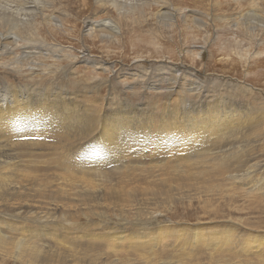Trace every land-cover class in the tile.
Listing matches in <instances>:
<instances>
[{
    "label": "rangeland",
    "instance_id": "374dc122",
    "mask_svg": "<svg viewBox=\"0 0 264 264\" xmlns=\"http://www.w3.org/2000/svg\"><path fill=\"white\" fill-rule=\"evenodd\" d=\"M118 1L0 0V102L71 96L69 106L95 108L86 117L112 123L119 113L143 130L151 118L167 129L173 108L264 113V0ZM246 129L235 145L256 155L249 175L189 156L184 171L201 174L181 182L187 173L174 169L186 156H134L93 173L92 189L61 163L95 145L70 135L18 145L0 160L18 163L28 191L0 201V264H264V136Z\"/></svg>",
    "mask_w": 264,
    "mask_h": 264
},
{
    "label": "bare ground",
    "instance_id": "6f19581e",
    "mask_svg": "<svg viewBox=\"0 0 264 264\" xmlns=\"http://www.w3.org/2000/svg\"><path fill=\"white\" fill-rule=\"evenodd\" d=\"M111 1H113L114 3L116 2V0ZM123 3H119L118 1V3L115 4H119L122 6L126 5L125 3ZM10 13L15 14V18L16 16L18 17L19 14H21L13 12L11 10ZM10 17L8 19H10ZM91 26L95 28L96 24L91 23ZM97 27L102 31L103 29L113 28V26L109 23H101ZM59 94L60 93H58L57 95ZM49 95L50 94H33L31 92L21 93L20 96H12L9 102H7V100L5 99L3 100V102H0V156H18L17 152H15L18 145L29 143L35 140L43 141L44 139H47L49 137L62 141L65 139V141H63V143L65 144L67 135H70L71 138L69 142L71 144L74 143V145H76L77 141L84 140V142L88 146L95 145L96 147L94 148V150L88 149V153H92L91 151H95V153L94 155L85 157V159L82 160L77 159L78 157H70V160L68 162H62L61 165H66L64 168L67 169L64 170L66 172H70L72 174L71 177H74L75 179L81 178L91 185L93 184V180L96 179L93 173H102V168H106V163L112 164V162L116 163L117 161H124L126 164H129L131 158L134 156H141L142 158H152L155 156H159L160 159L166 156H183L181 160H184L186 156V168L183 165L182 167L175 168L174 170H186L187 172L190 171L189 169H192L193 165V162H190L191 158L188 159L189 156H195L196 159H198V157L202 159V157L205 156H213V159H210V161L212 160V163L215 161L214 166L216 164V166H218L219 169L222 170L227 167L236 168V170L239 169V171L242 172V174H240L241 176L251 174L250 170L254 169L257 166V164L253 162V158L250 157L256 155H252L247 146L240 148L241 146H237L235 144L236 140L239 139V136L241 135V131H243V129H246V126H250L251 128L249 127V129H246L244 131L245 135L264 136L263 112L261 115L257 112L247 115L241 114L237 110L232 109V112L219 111L204 115L199 113H192V111H186L185 109L184 112H180L179 110H175L173 108L168 112L167 116L169 118L167 117V122L166 120L165 122H163L168 126L167 129L161 126V123L156 122L155 124H152L151 122H155L156 120L151 118L150 124L148 126H145V129L143 130V120H137L133 117L127 118L119 113L115 116V121L112 123H108V120L103 121L102 118H100L101 121L98 122L96 120V116L93 117V114L90 115L91 117H86V114H89V112L95 110V108L93 106H87V110H82L78 107L69 106L68 103H71L72 101L75 102L74 100H72L75 97L72 98L71 96H57L59 97V99L50 100V102H52L51 105L41 106V104L45 103L44 100H48V98H50ZM130 113L131 111L128 114L130 115ZM94 115H96V113H94ZM99 126H101L100 129H98ZM130 129L133 130L130 131ZM67 150L68 149H66V151ZM135 164L137 163H134V165ZM17 167L18 163L16 161L8 162L4 161V159L0 160V201L4 206L8 203V195L11 199L16 200V198H21L24 195L23 193L28 191L27 183H25L26 181H28V178L26 175H23V177L21 175L19 176L17 174L19 171ZM117 167L115 166L116 170H118ZM131 167L133 169L132 165ZM243 167L247 168L245 173L244 169L240 170V168ZM78 169L80 170L79 175L76 174V170ZM125 170L126 169H124V171ZM197 174L199 176L201 174L200 171H197V173L189 172L187 173V175L184 173V177L182 176L183 178L181 179V182L190 180L192 176L194 179V175ZM123 175H125V173H123ZM237 175L236 177L240 176ZM98 177H100V174ZM92 187L95 186L92 185L91 189ZM255 187H258V189L262 188L260 187L259 183H256ZM44 191L45 190H43L42 192ZM61 191L62 189L53 192L61 193ZM39 193L41 192L39 191ZM24 197L26 198V194ZM23 201L17 200L14 201V203ZM11 205H13V203ZM27 207L28 209H31L30 207L33 208L34 206L28 205ZM1 226L3 225L1 224ZM43 227L46 226L44 225ZM2 230H0V237L4 236L1 235ZM217 233L219 234V232ZM128 234H121L122 237L119 238V240H121L122 242H128L127 239L130 237V235ZM112 236L114 240V235ZM255 238L258 239L261 237L256 236ZM261 239L263 240L264 238ZM22 243L24 242L15 241L14 246L20 249L23 254H27L28 251L23 248ZM248 244H254V241H248Z\"/></svg>",
    "mask_w": 264,
    "mask_h": 264
}]
</instances>
